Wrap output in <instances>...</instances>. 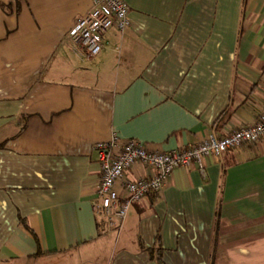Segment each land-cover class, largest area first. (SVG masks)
Instances as JSON below:
<instances>
[{"label":"crops","instance_id":"0c3cea01","mask_svg":"<svg viewBox=\"0 0 264 264\" xmlns=\"http://www.w3.org/2000/svg\"><path fill=\"white\" fill-rule=\"evenodd\" d=\"M91 1L0 0V264H264V139L175 168L119 230L92 208L95 142L169 151L255 121L264 0H124L86 58L65 35Z\"/></svg>","mask_w":264,"mask_h":264},{"label":"built area","instance_id":"2783aa9c","mask_svg":"<svg viewBox=\"0 0 264 264\" xmlns=\"http://www.w3.org/2000/svg\"><path fill=\"white\" fill-rule=\"evenodd\" d=\"M129 6L124 0H92L87 12L78 17L65 37L82 50L86 58L101 51L104 36L110 28L122 32L129 25ZM264 139V109L251 124L225 136L213 134L180 148L149 150L143 142L116 137L92 145L100 165V177L92 200V208L103 230H119L131 206L150 193L165 187L173 170L179 166H195L204 173V158L220 156L225 150ZM135 167L143 172L130 177Z\"/></svg>","mask_w":264,"mask_h":264}]
</instances>
